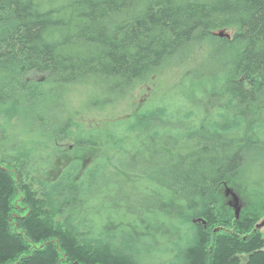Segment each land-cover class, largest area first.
<instances>
[{"label":"trees","instance_id":"16d2710c","mask_svg":"<svg viewBox=\"0 0 264 264\" xmlns=\"http://www.w3.org/2000/svg\"><path fill=\"white\" fill-rule=\"evenodd\" d=\"M14 122L0 264H264V0H0ZM68 144L99 156L45 180ZM224 187L251 200L239 220Z\"/></svg>","mask_w":264,"mask_h":264},{"label":"rangeland","instance_id":"374dc122","mask_svg":"<svg viewBox=\"0 0 264 264\" xmlns=\"http://www.w3.org/2000/svg\"><path fill=\"white\" fill-rule=\"evenodd\" d=\"M220 33L224 34L225 36H229V38L232 36V32L228 31V30L218 31L215 34L219 35ZM165 74L166 75L164 77H166V78H173L174 77V79H175L176 70L173 68L171 71H168ZM152 87L153 86H151V87L146 86L143 89H138L137 92H135V94L130 96L128 102L123 104V107L125 109L126 108L128 109L127 105L130 104V108H135V109L141 108V106L145 103V101L151 96ZM83 97H84V93L82 92L81 89L73 96V98L77 99V100H82ZM42 105H43V107H47L49 105H52L51 100H50V96L45 97V100L42 102ZM54 106H56V105H54ZM18 121H21V119ZM16 122H14L12 124V126L8 127V128L0 126V151L1 152L6 151V147H7V145H9V139L7 138V137H9L8 135L16 136V134L18 133L19 128L17 127ZM62 150H65L66 153L62 154V155L60 154L61 156H59L57 159H56V157H54V159L50 165V169L48 171H46V173L44 175L45 180L51 181L53 179H56V177L60 175L63 167L68 165L69 162L70 163L71 162H78L81 165H83L84 167H87L93 162L95 157L99 156L98 152L95 153V152H92L89 150H78L75 148L72 149V147L69 144L66 145V148H62ZM227 189L233 190V188H230V187L229 188L224 187L222 189L221 194L223 196V204H225L228 207V209L232 212V214L235 217V210L229 206V203H230V201H232V199H231V197L227 198L225 195ZM243 195H247V194H243ZM238 196L240 197L241 202L244 205V209H245L247 207V205L249 203H251V200H249L248 198H242L240 195H238ZM261 234L263 235V238H264V228L261 229ZM182 238H184V234L182 231L179 233H174V257H175L176 252H177L176 249L179 250V248L182 247V245L179 244V240ZM176 244H177V246H176ZM159 252H160V250H159ZM149 253L148 254L145 253V255H144V263L145 264H160V263H162L159 254L154 255L155 251H153L152 255ZM242 258H245V257H242Z\"/></svg>","mask_w":264,"mask_h":264},{"label":"water","instance_id":"95a60500","mask_svg":"<svg viewBox=\"0 0 264 264\" xmlns=\"http://www.w3.org/2000/svg\"><path fill=\"white\" fill-rule=\"evenodd\" d=\"M217 36L220 38H223V37L229 38V36H225L222 33H220ZM225 195L227 198L231 197L232 201H230L229 206L235 210V218H236V220H238L240 217L241 210H242L241 209V203H240V197L238 196V194H236L231 189H227ZM263 228H264V220L256 226V230L259 231Z\"/></svg>","mask_w":264,"mask_h":264},{"label":"flooded vegetation","instance_id":"af4514ba","mask_svg":"<svg viewBox=\"0 0 264 264\" xmlns=\"http://www.w3.org/2000/svg\"><path fill=\"white\" fill-rule=\"evenodd\" d=\"M240 203H241V213H240V216H241V214H242V211H243V209H244V205L242 204V202H241V199H240ZM239 219H240V217H239ZM238 219V220H239ZM257 231V230H256ZM260 231V233H261V230H259ZM262 235V234H261ZM263 236V235H262Z\"/></svg>","mask_w":264,"mask_h":264}]
</instances>
